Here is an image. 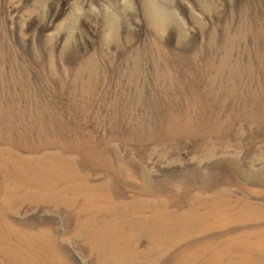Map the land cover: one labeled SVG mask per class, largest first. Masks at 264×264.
I'll use <instances>...</instances> for the list:
<instances>
[{
  "label": "rangeland",
  "instance_id": "374dc122",
  "mask_svg": "<svg viewBox=\"0 0 264 264\" xmlns=\"http://www.w3.org/2000/svg\"><path fill=\"white\" fill-rule=\"evenodd\" d=\"M253 263L264 0H0V264Z\"/></svg>",
  "mask_w": 264,
  "mask_h": 264
},
{
  "label": "bare ground",
  "instance_id": "6f19581e",
  "mask_svg": "<svg viewBox=\"0 0 264 264\" xmlns=\"http://www.w3.org/2000/svg\"><path fill=\"white\" fill-rule=\"evenodd\" d=\"M114 226V225H113ZM114 228V227H113ZM115 229V228H114ZM123 229V228H122ZM110 230V229H109ZM107 232V231H106ZM113 233V232H112ZM122 233V232H121ZM118 235V234H117ZM105 237V236H104ZM115 237V236H114ZM148 238V237H147ZM120 240V239H119ZM117 241V240H116ZM235 246V245H234ZM233 246V247H234ZM242 246V245H241ZM236 247V246H235ZM238 247V246H237ZM244 247V246H243ZM238 248H240V245H239V247ZM242 248V247H241ZM252 249V248H251ZM238 250V249H237ZM247 251V250H246ZM249 251V250H248ZM251 252V251H250ZM250 256V255H249ZM245 257V256H244ZM246 258V257H245ZM251 258H252V256H251ZM240 261H242V260H240ZM256 261V260H255ZM253 264H255V263H253Z\"/></svg>",
  "mask_w": 264,
  "mask_h": 264
}]
</instances>
